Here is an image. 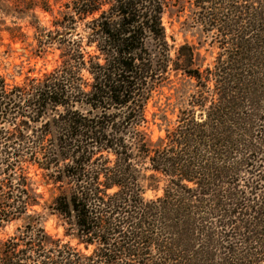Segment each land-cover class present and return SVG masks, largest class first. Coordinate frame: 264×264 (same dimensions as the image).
I'll return each mask as SVG.
<instances>
[{
  "label": "trees",
  "instance_id": "16d2710c",
  "mask_svg": "<svg viewBox=\"0 0 264 264\" xmlns=\"http://www.w3.org/2000/svg\"><path fill=\"white\" fill-rule=\"evenodd\" d=\"M65 8L53 29L32 24L37 45L23 48L56 45L54 68L19 81L25 60L0 58V232L19 223L0 240V264H264V0ZM171 9L203 38L171 44ZM179 76L192 90L173 85ZM164 87L181 105L153 141L147 110ZM30 166L52 185L50 203Z\"/></svg>",
  "mask_w": 264,
  "mask_h": 264
},
{
  "label": "rangeland",
  "instance_id": "374dc122",
  "mask_svg": "<svg viewBox=\"0 0 264 264\" xmlns=\"http://www.w3.org/2000/svg\"><path fill=\"white\" fill-rule=\"evenodd\" d=\"M71 0H0V58L8 63L16 62L21 63L25 60V69L22 75H18L17 80H23L26 73L30 68H34L35 74H40L46 69L54 68L59 62L60 49L56 45L47 47V50H33L32 52L26 48L28 42H33L37 45V41L34 40V28L32 24H39L47 29H53L52 22L55 17L62 18V11L67 10L65 4ZM50 8L48 11L43 8ZM185 20V15L178 13L176 10H167L164 15V24L168 33V40L171 44L176 46L189 40L190 42H196L203 38L196 30L186 31L183 28L182 22ZM19 27L18 32L22 31L26 35L27 42L13 41L11 33L8 27ZM78 30H82V22L78 23ZM172 36H174L172 38ZM11 44V48H9ZM38 47V46H36ZM31 48V47H30ZM208 51L204 50L206 54L207 62L212 61L214 57V49L207 44ZM5 50H9L10 53L5 55ZM24 52L25 55H24ZM37 52L39 55H37ZM26 54H32L28 60ZM174 54V52H173ZM13 72L12 68L9 70ZM176 86H185V90H192L193 81H189L184 77L179 76L177 81L173 83ZM172 87V85H171ZM177 93L175 89L170 87H164L161 94L156 93L153 100L148 106V117L150 118V128L147 130L150 140H156L159 135L164 133L165 122L162 119L163 114H167L170 119H175L178 112V108L181 105L177 103ZM162 109L164 111H162ZM157 112L158 116L156 120L153 118V113ZM29 176L31 178L32 186L37 193L41 196V202H51L54 196L52 185H48L40 170H37L36 166L29 167ZM148 196L153 195L152 191H148ZM37 210H43L42 207L37 206ZM45 214L44 224L47 230L53 235L60 237L64 236V229L60 224L59 218L52 214L48 209L43 210ZM19 223H12L8 225L4 230L0 232V240L13 233L16 225ZM75 243V241H74Z\"/></svg>",
  "mask_w": 264,
  "mask_h": 264
}]
</instances>
